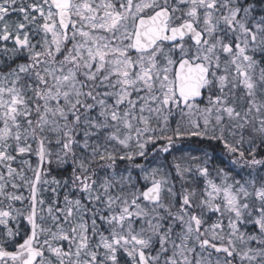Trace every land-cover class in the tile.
<instances>
[{"label":"snow or ice","instance_id":"1","mask_svg":"<svg viewBox=\"0 0 264 264\" xmlns=\"http://www.w3.org/2000/svg\"><path fill=\"white\" fill-rule=\"evenodd\" d=\"M0 264H264V0H0Z\"/></svg>","mask_w":264,"mask_h":264}]
</instances>
